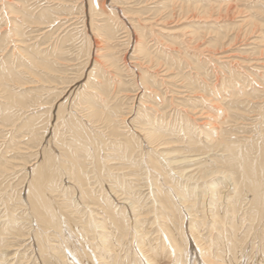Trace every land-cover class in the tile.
I'll return each mask as SVG.
<instances>
[{"label":"bare ground","instance_id":"1","mask_svg":"<svg viewBox=\"0 0 264 264\" xmlns=\"http://www.w3.org/2000/svg\"><path fill=\"white\" fill-rule=\"evenodd\" d=\"M70 1H73V2L80 1V3H82L80 8L82 9L83 12H84L86 6L89 7V16H90L89 21H90V25H91V28H87V30H89V32L86 30V26H85L83 30L78 31L77 33L76 32L70 33V34L68 33V35L67 34L64 35L59 42L61 44H58V41H57L55 43V45L54 46L51 45L52 47H50L49 49H44L43 47H42L43 49L34 48V50L27 53L26 62H20L18 64H15L14 62H12L13 59L11 60L10 57L7 56L6 58H8L9 61L4 59L2 61V63L0 64V132H4V133H2V135H5L4 137H6L7 134L10 133V137H8L9 140H7L8 144H6L7 145L6 148L8 147V150L10 153H11V151L13 153L14 150H16L18 152L22 148V147H20L22 144H20V145H18V144L23 143V145L27 146L28 149H32V151L28 153V154H31V156H29V157H31V158L34 157L35 160L37 159V161L35 163H33V164L29 163L28 165H25V162L23 160L24 158L23 159L19 158V160L22 159L24 162V165L23 164L22 165L25 166V168L27 166L26 171H25V169L22 168L24 173H26L23 176V178H21L22 176H20V174H18L20 176V178L22 179L19 183H25L26 187L24 188L25 191H24L23 196H22V192H23L22 190L23 189L19 188V189H21V191H20V195L18 196V198L12 197V198H14V200L16 199L15 202L12 203L13 204L12 206H14V204L17 205L16 201H18L17 206L19 207L21 205V206H23L22 208H24V207L25 208L23 209V215L21 217L14 216L17 213V211H15V210L14 211L16 213L14 212V214H12V215H9V214L6 215V216H8L7 221H9V223H6V222L3 224L0 223L1 224L0 229L3 228L4 230H6L7 234H9L11 236L13 235L12 237H14V236L20 237V236L25 235V233H23L22 231H24L26 229L25 226H28V228H27L28 233H26V235H29L28 237L33 238L34 242H36V246H37L36 250H34V248H33L34 247L33 243L31 245V247H32L31 250H32V252H34V251L37 252V256L35 255L36 253H34L35 256L33 259H34V261L38 260V264L41 263V261H39V259L42 260V262H43L41 264H48V263H50V264L51 263L52 264H129V263L142 264L141 263L142 259L145 260V264H146V262L148 264H189L190 258L191 257L193 258V255L190 256L189 254L191 252H192V254L193 253L195 254L197 252V250L199 251L198 255H199L200 263L204 262L205 264H221L219 259H221V257L223 258L222 253L226 252L225 249H226L228 244L235 245L236 248L240 252L241 251L245 252L249 248H253V249L256 248V245L258 243L257 246H259L261 249L263 248V251H264V244L261 245L262 243H264V131H262L260 126L259 127L255 126L256 127L255 129L258 131V132L256 131L255 135H252L251 137H248L245 140H240V141H239L240 138H238V140L236 138L234 141H232L233 137L231 139L225 137L226 135L225 136L223 135L224 132L222 133L221 132L222 130L220 131V133H222L221 137H218L219 135L215 136L218 134V133H215L214 136L218 137L217 140H215V139H213V136H209L211 131H210V133L208 131L209 137L207 138L205 135L204 136H205V138H207L209 140L206 139L208 142L206 143V140H205V143H204L201 140L203 138V137L202 138L200 137L201 134L198 135L195 133L196 132L195 131L194 133L197 136H194L195 134L193 133V130H192L193 127L189 126L190 125L189 122L192 120L187 119L190 115L189 116L185 115V123L180 119L182 121V123H184V125H182V123H181V125L183 126L182 130H184L185 134L182 136H180V135L178 136L179 140H181V141H183V143L187 144L186 148H184V149L185 150L190 149V151L196 152V157L199 156L198 154H200V155L201 154L203 155L204 153L208 154V152L212 148H213V150H217L218 152L222 151V153H224V154L221 155L219 152L220 155H216L214 153L215 156H213V160H210L211 158H209V157H208L209 159H207V158L203 159V156H202L200 158H202L203 160L201 159L199 161V163L201 164L198 166L199 168H197V169L194 168L195 169L194 170L191 168V166H190L191 169L189 167H187L188 168L187 169L185 166V168L180 167L174 173V169H176L178 167L177 164L181 165V163L182 164L186 163L188 165L187 162L194 161V160L196 161V159H194L195 157L193 159H192V157H185L187 159H184L181 161L169 159L170 156L172 158L173 154L170 151H165V150H167L168 148H170V150H171V149H173L172 147H174V145L177 144V143L174 144V140H173V136H175L177 133L175 131L176 126L172 124V119H171V121H167V120H165L166 119L165 115L161 116V114H160V117L152 115L153 112L150 113L148 111V108L144 107L145 109L143 108L142 111L138 112V115L136 113L137 119L139 120L138 123L140 122L138 124L139 127L136 125L137 122H134L135 124L134 123L133 124L135 126L132 123L131 124L133 125V127L137 126L138 128H136V129L132 128V127L130 128V126H129L130 124L127 123L129 120L128 115H130L129 114L130 112H129V110H128V112H125L126 110L123 108V104L120 101H118V98H117L118 93L120 91H123V88L125 87V85H124L125 81L120 77L121 73L119 74V71L121 68H119L118 62L121 60V57L117 56L118 50L117 51H114V50L111 51L109 46L101 47V46L97 45L98 42L94 41L93 40L94 38L91 36L90 31L95 30L98 32L97 35H99V34L103 35L104 38L109 39V41L111 38L116 37V31L117 30L113 26V24L111 23L112 17L110 15H107V12L105 10V7L108 3L106 0L102 1V2H104L102 4V8H101V4H100L99 0H0V29L2 28L3 23L8 25V22H12L11 28L13 30L12 34H14V35H20V33L23 32V30L25 28L24 26L25 25L28 26L27 23H34L37 26L40 25L41 28L46 27V29L51 26V28H49V29L52 31L55 28V26L58 23H60V21H59L60 17L59 16H61V14L73 13V7L67 6V3ZM175 1L174 2L172 1L174 4L170 3V5L171 4L175 5ZM105 2H107V3L105 4ZM152 2H153V0H152ZM155 2L157 3V1H155ZM165 2H169V1L166 0ZM165 2H161V3H165ZM180 2H182V1H179V3ZM195 2H196V0H195ZM207 2L209 3V1H207ZM215 2L216 1H214V3H213L214 5H215ZM260 2H257V4ZM119 3H124V0H112L111 2H109L108 5L113 7V8L111 7L112 13H114V15H116L117 17L121 13H123L124 15L128 14V13H126V11H124V9L122 11L119 7H117L118 6L117 4H119ZM199 3H200V1H199ZM43 4H48V5H43ZM95 4L99 5V9L96 8ZM190 4H193V2ZM218 4L220 5V2ZM262 4L263 3H260L262 8H264ZM68 5H70V4H68ZM181 5H183V3ZM203 5L204 4H202V6ZM165 6H167V5H165ZM198 6H200V5H198ZM198 6L195 5V7H193V9L196 10V9L202 8V7L199 8ZM210 7L211 8H208V6H207V8L204 7V8H202V10H200L201 13H203L200 16H202V17H203V15H204V17L206 16V20H207V17L209 16V12L214 10V9H212V4ZM148 8H150V7H148ZM157 8H158V6H157ZM181 8H183V7L181 6ZM183 9H186V8H183ZM187 9H189L188 6H187ZM76 10H78V9H76ZM158 10H159V8H158ZM161 10L162 11L164 10V6H162L160 11ZM166 10H168V9H165L164 11H166ZM215 10H217V9H215ZM155 11H157V10H155ZM132 12H134V11H132ZM188 12H189V10H188ZM7 14L9 15V19H8ZM19 14H22L21 19H17ZM132 14L133 15L138 14V12L132 13ZM97 15H101L103 17L101 19L103 21L102 24H100L101 22L99 24L96 23L97 18L95 16H97ZM137 16H135V17H137ZM14 17H16L15 21L13 20ZM138 17L137 18L140 20V16H138ZM128 18H126V19H128ZM146 18H148V16ZM183 18H185V17H183ZM247 18H249V17H247ZM60 20H62V18ZM130 20H129V22L131 23ZM133 20H134V18H133ZM150 20H152V19H150ZM146 21H148V20H146ZM208 21H209V18H208ZM250 21L251 20H249V22ZM158 22H159V20H158ZM121 24H123V23H121ZM155 24H156V22H155ZM155 24H152V25H155ZM196 24H198V23H196ZM204 24H205V22H204ZM204 24H203V26H204ZM255 24L256 23L254 22V25ZM72 25H74V24H72ZM90 25H88V27ZM194 25L195 24H193L192 27ZM206 25H207V23H206ZM209 25L211 26V24H209ZM196 26H197V28L195 27L193 29V33L197 31L196 32V33H198L197 37H199V31L202 32L207 27H205L203 29V27L201 25V27H202V30H201L200 27L198 29V25H196ZM30 27L32 28V24ZM149 27H151V26L149 25ZM221 27H222V25H221ZM27 28H29V26ZM34 28H36V27H34ZM154 28H155V26H154ZM184 28H186V27H184ZM217 28H218V26H217ZM4 29L5 28H3V30ZM131 29H133V28H131ZM129 30H130V28H129ZM129 30L127 31V35H126L127 40H129V41H127L128 43L127 42H125V43H127L128 46L131 45V50H129V51L131 53H134V54L136 53L135 57L137 59H135V57H132L133 59L131 60V63L129 62L130 64L124 63L125 69H126V65H130L128 67H131L129 70H130V73L132 72L131 76H133L132 77L133 78V83H132L133 87L132 88L135 91H137L139 89L145 90V91L148 89L150 90L151 87L154 85L153 83L156 81V78L154 77V75H152L153 73L150 70L149 71L145 70V69H144L145 71L142 70V68H143L142 64L144 62L142 63L139 60V58L141 56H144L143 58L148 59L149 62L152 64H154V63H156V65L158 64V66H161L162 62H161V65H159L158 58H156L154 55L151 54L152 51L150 48H149L150 52L148 51L146 44L144 45V43H146V42H144V43L140 42L138 40L139 38L136 39L135 42H132V40L134 38L131 34L132 32ZM158 30H160V29H158ZM168 30H170V29H168ZM32 31H33V28H32ZM170 31L172 32V30H170ZM173 31H175V30L173 29ZM176 31H177V29H176ZM183 31H185V30H183ZM258 31H260V30H258ZM204 32H203V35H204ZM213 32H214V30H213ZM262 32L264 33V30ZM25 33H26V31H25ZM52 33H53V31H52ZM152 33H151V36H152ZM5 34H7V33H5ZM257 34H258V32H257ZM179 35H181V34H179ZM182 35H183V33H182ZM206 35L207 34H205V36ZM7 36H8V38L13 37L12 39H14V36H12L11 33H10V35H7ZM44 36H42V37H44ZM142 36H143V34H142ZM167 36H169V35H167ZM177 36H175V37H177ZM191 36H194V34ZM19 37H21V35ZM31 37H33V36L31 35ZM36 37H37V35H36ZM42 37L40 36V38H42ZM197 37L195 36L196 39H197ZM260 37L263 38L264 36H260ZM40 38H37V39L39 40ZM55 38H56V36H55ZM165 38H168V37H165ZM213 38H215V36L212 37V39ZM56 39H58V38H56ZM160 39H161V37L158 40H160ZM173 39L175 40V38H173ZM173 39H172V41H173ZM199 39H200V37H199ZM0 40L2 41V39H0ZM76 40L79 41L78 44H76V45H78L77 49H78L80 57H82V58L85 57V59H86L85 60L86 63L81 65L82 67L79 68V70L81 69L82 71L80 72V74H78V75L76 74L77 76L75 78L71 77V79H68V77L64 74L63 75L55 74L54 71L61 72V70H60L62 67L61 65H63V66L66 65V64H63L61 62V61H64L66 59V55H67L66 49L63 47V45L65 46L67 42H69V41L72 42V41H76ZM216 40H218V39L216 38ZM220 40H223V39H220ZM254 40H256L257 42L259 40L261 41V39L257 40V37ZM33 41H36V40H33ZM115 41H116V39H115ZM124 41H125V39H124ZM191 41L192 40L190 39V42ZM16 42H17V40H16ZM40 42H42V41H40ZM50 42H52V41H50ZM50 42H49V44H50ZM53 42H54V40H53ZM160 42H161V40H160ZM162 42H164V41H162ZM175 42H176V40H175ZM181 42L183 44V41H181ZM186 42L188 43L189 41H186ZM20 43H19V46H20ZM165 43H167V42H165ZM176 43H178V42H176ZM52 44H54V43H52ZM157 44H158V42H157ZM168 44H170V43L168 42ZM189 44H188V46H189ZM212 44H215V43H213V41H212ZM223 44H225V42ZM15 45H14V47H15ZM23 45H24V43H23ZM25 45H27V44H25ZM105 45H107V44H105ZM2 46L4 47V45H2ZM35 46H36V43H35ZM45 46H49L48 43H47V45L45 44ZM160 46H161V44H160ZM165 46H167V45H165ZM165 46H164V49H165ZM191 46H189V47H191ZM224 47H226V46H224ZM259 47H260V45H259ZM40 48H41V46H40ZM45 48H47V47H45ZM125 48H127V47H125ZM128 48L130 49V47H128ZM154 48H157V47H154ZM214 48H215V46H214ZM252 48H254V47L252 46ZM6 49H5V51H6ZM103 49H106V50L101 51ZM169 49H172V48H169ZM177 49H175V50H177ZM184 49H187V48H184ZM29 50H30V48H29ZM152 50H153V48H152ZM158 50H160V49H158ZM202 50H203V48L201 49V51ZM224 50H222V51H224ZM199 51H200V49H199ZM227 51H229V50L227 49ZM15 52H17V51H15ZM68 52L70 53V51H68ZM179 52H181V51H179ZM197 52H198V49H197ZM229 52L231 53V51H229ZM23 53H25V52H23ZM222 53H224V52H222ZM168 54H170V53H168ZM1 56H2V54H1ZM1 56H0V58H1ZM126 56L127 55H125L123 58H126ZM162 56H163V54H162ZM164 56H165V54H164ZM234 56H236V55H234ZM239 56H240V54H239ZM230 57H232V56H230ZM259 57H257V58H259ZM4 58H5V55H4ZM216 58H218V57H216ZM232 58L234 60V57H232ZM235 58H237V57H235ZM184 59H185V57L183 58V60ZM208 59H210V58H208ZM126 60H125V62H126ZM161 60H162V57H161ZM165 60H167V59H165ZM191 60L188 59V61H191ZM217 60H219V58ZM238 60H235V61H237V63H239ZM250 60H249V62H250ZM260 60H262V59H260ZM256 61H258V60H256ZM184 62H186V60ZM222 62H223V60H222ZM243 62L244 61H242L241 63H243ZM245 62H244V64H245ZM150 63H149V65H150ZM180 63H181V60H180ZM191 63H193V62L191 61ZM229 63H230V61H229ZM175 64H177V63H175ZM178 64H179V61H178ZM214 64H215V62H214ZM196 65L199 68V66H198L199 63ZM217 65H219V64H217ZM234 65H235V63H234ZM251 65L252 64H250L249 66H251ZM20 66H22L23 69H21V70L17 69ZM87 66H88V70H85V67L87 68ZM179 66H180V64H179ZM179 66L177 65V67H179ZM169 67H170V65H169ZM194 67H196V66H194V64H193V68ZM255 67H256V65H255ZM160 68H164V67L162 66ZM232 68H233V65H232ZM244 68L246 69V66ZM148 69H150V68H148ZM152 69H153V67H152ZM166 69H167V67L165 68L164 71L168 72L169 69L168 70H166ZM217 69H219V68H217ZM263 69H264V67H263ZM121 71H123V70H121ZM155 71L157 72V70H155ZM173 71H175V70H173ZM198 71H200V70H198ZM246 71H248V70H246ZM153 72H154V69H153ZM165 72H160V73H165ZM181 72H183V71L181 70ZM185 72H183V74ZM205 72H206V70H205ZM231 73H233V72H231ZM242 73H245V72L243 71ZM24 75H26V76H24ZM168 75H170V74H168ZM179 75H182V74H179ZM187 75H188V73H187ZM262 75H263V73H262ZM84 76L86 78V81L83 84H81V86H78V89L76 91L73 90L74 91L73 95H75V97L70 98V99H72L73 105H71L72 103L69 105V103L66 102V100L68 98L66 100H65V98H63V97H65V91H66L67 87L69 86V84H70V86H73L75 84L74 86L77 87L76 86V84H78L77 82H79V80ZM166 77H162V78L164 79ZM169 77H168V80H169ZM202 77H204V75L199 77V78H202ZM262 77H263L262 78L263 80H261V82H259V81L258 82H259V84L264 85V76H262ZM57 78L61 79L62 83H66V84L63 85V87L62 86L59 87L60 85L58 86V84H57L58 82L56 83ZM195 78H197V76ZM205 78H206V76L204 77V80H206ZM239 79H240V77H239ZM241 80H242V77H241ZM126 81H128V80H126ZM130 82H132V81H130ZM161 82L165 83L162 80H161ZM226 82H227V80H226ZM27 83H37L38 86L37 87L33 86L32 89L30 87H27L30 89L23 90L22 88H26V87H24V84H27ZM185 83L183 85H185ZM187 83H189V82H187ZM197 83H195V84H197ZM220 83H221V80H220ZM168 84H172V83H168ZM227 84H228V82H227ZM238 84H240V83H238ZM51 85H53V86H51ZM66 85H68V86H66ZM173 85H174V83H173ZM217 85H218V83H217ZM159 86H160V84H159ZM212 86H214V85H212ZM161 87H162V85H161ZM163 87H164V85H163ZM173 87H175V86H173ZM181 87H182V85H181ZM254 87H256V86H254ZM212 88H214V87H211L208 89H212ZM262 88H264V87H262ZM33 89H35L36 91L37 90H40L42 92L45 91V93L48 95V96L47 95L46 96L49 97L48 101L47 100L44 101V99H43L44 94L43 93H35L36 91L34 92ZM153 89L154 88L152 87L151 92H154V90H156V89H154V90ZM159 89H161V88H159ZM172 89L175 90L174 88H172ZM180 89H182V88H180ZM218 89H219V87H218ZM220 89H222V88H220ZM242 89L244 91V88H242ZM245 89H246V87H245ZM184 90H185V88H184ZM198 90H199V88H198ZM230 90H233V89H230ZM135 91H134V93L136 94ZM157 91H159V90H156V92ZM140 92H142V91H140ZM194 92H195V90H194ZM202 92H204L203 89H202ZM210 92H212V91H210ZM220 92H221V90H220ZM224 92H225V90H224ZM53 93H56L55 97H54L55 99H53V101L56 102L57 100H59V102L56 103L57 104L56 106L52 105L51 102L49 101V99ZM134 93H132V94H134ZM172 93H173V91H172ZM254 93H256V92H254ZM142 94H143V92H142ZM178 94H179V92H178ZM188 94H187V96H188ZM212 94H214V93H212ZM223 94H221V95H223ZM168 95H169V93H168ZM168 95H167V97H168ZM198 95H199V93H198ZM211 95L210 96L208 95V96L211 97ZM236 95H237V93H236ZM138 96H139V93H138ZM172 96H170V97H172ZM184 96H185V94H184ZM184 96H182V97L185 98L186 96L185 97ZM216 96H218V95H216ZM229 96H231V95H229ZM140 97H141V95H140ZM146 97H143V98H146ZM179 97H181V95H179ZM196 97H198V96H196ZM207 97H205V98H207ZM213 97L214 96H212L211 98H213ZM226 97L228 98V96H226ZM226 97H224V98H226ZM174 98H176V97H174ZM198 98L200 99V97H198ZM215 98H217V97H215ZM167 99H169V98H167ZM182 99L179 98V100H182ZM145 101H143V102H145ZM172 101H170V103ZM191 101H192V98H191ZM197 101H200V100L197 99ZM219 101L224 102L226 100L224 99V100H219ZM149 102H151L150 99H149ZM167 102H168V100L166 101V103ZM188 102H190V101L188 100ZM208 102H210V101H208ZM48 103H50L51 106ZM155 103H156V100H155ZM162 103L164 104V102H162ZM197 103H199V102H197ZM213 103H214V101H213ZM232 103H233V101H232ZM232 103H231V105L228 104L229 106H228V108H226V109H228V111H232L231 108L232 107L234 108V106L236 105V104L235 105L233 104L234 105L233 106ZM261 103L262 102H260V104ZM47 104L49 106H46ZM147 104H148V102H147ZM151 104H152V102H151ZM186 104H188V103L186 102ZM124 105H126V104H124ZM154 105L155 104H153L152 106H154ZM192 105H194V104H192ZM32 106H35V109L37 106V108L39 110L36 109V112H34V113L30 112V114H27V112L29 110H31ZM54 106L56 107L55 113L53 112ZM129 106L131 107V105H129ZM182 106L185 107V105H183V104H182ZM198 106H200V105H197L196 108ZM138 107H139V105H138ZM151 107H150V109H152ZM156 107L160 108V105L156 106ZM192 107H194V106H192ZM200 107H202V104ZM203 107H206V104ZM225 107H223V108L225 109ZM261 107H262V105H261ZM125 108L127 109L128 106ZM176 108H177V106H176ZM223 108H221L220 110H222ZM235 108H236V106H235ZM250 108H251V106H250ZM173 109H175V108H173ZM173 109L171 108V110H173ZM192 109L194 110V108H192ZM154 110L156 113L155 106H154ZM161 110L163 111L162 108L160 109V111ZM165 110H166V108H165ZM160 111H158V112H160ZM181 111H182V108H181ZM217 111L219 113V110H217ZM260 111H262V109ZM131 112H133V111H131ZM169 112H170V110H169ZM184 112H182V113L184 114ZM187 112L188 111H186L185 113H187ZM194 112H196V111H194ZM197 112H198V110H197ZM47 113H48V115H47ZM155 113H153V114H155ZM171 113H170V116L173 117L174 114L171 115ZM198 113H200V112H198ZM204 113L201 115L204 116ZM166 114H168V113H166ZM180 114H181V112H180ZM190 114H191V112H190ZM205 114L207 115V112ZM258 114H260V112ZM156 115H158V114H156ZM210 115L211 114H209V116ZM183 116L184 115H182V117ZM256 116H259V115H256ZM176 117H177V115L175 116V118ZM179 117H180V115H179ZM193 117H194V115H192V118ZM216 117H217V115H216ZM260 117H262V116H260ZM53 118H54V120H53ZM205 118H207V117H205ZM226 118H228V117H226ZM234 118H235V116H234ZM44 119H46V121ZM134 119H133V121H134ZM167 119H170V117ZM178 119L179 118H177L176 120H178ZM194 119L197 121L199 120V118H196V117ZM260 119H262V118H260ZM52 120L54 121V123H52L53 122ZM200 120H202V119H200ZM203 120L201 121V124L198 123V125L199 124L202 125ZM220 120H222V119H220ZM213 121H216V120H213ZM213 121H212V123H213ZM234 121H236V120L234 119ZM246 122H247V120H246ZM223 123H225V122H222V124ZM50 125H52V126L50 127ZM213 125H215V124H213ZM216 125H217V122H216ZM233 125H234V122H233L232 126ZM195 126H196V124H195ZM205 126H207V123ZM208 126H210V125H208ZM238 126H237V128H238ZM8 127H11V128H9L10 129L9 131L7 130ZM127 127H128L127 130H123ZM242 127H243V124H242ZM217 128H219V127H217ZM226 128H229V127L227 126V127H225V129ZM206 129H207V127H206ZM213 129H211V130H213ZM233 129H234V127H233ZM180 130H181V126L179 127V130L177 128V131H180ZM207 130H209V129H207ZM226 130H229V129H226ZM241 130H242V128H241ZM204 131H206V130H204ZM192 133L194 135H192ZM198 133H200V130L198 131ZM206 133H207V131H206ZM211 135H213V134H211ZM16 136H21L22 138L24 137V141L22 142V140H20V137H19V139H16ZM196 137H198V139ZM199 137L201 139H199ZM5 139L6 138H4V140H2V141L5 142ZM174 139L176 140V138H174ZM241 139H242V137H241ZM16 140H18V141H16ZM19 140H20V142H19ZM177 140H178V138H177ZM171 143L174 145H171ZM0 145H1V142H0ZM13 145H15V146H13ZM33 147H38V150L34 149V151L35 150H37V151L33 152ZM2 148L4 149L3 146H2ZM9 148H11V149H9ZM204 148L206 149L205 151H204ZM175 150H177V149H175ZM3 151H6V150H3ZM28 151H30V150H28ZM188 151L189 150H187V152ZM17 152H15V153H17ZM4 153L5 152H3L2 155H5ZM6 153H7V151H6ZM15 153H13V154L16 155ZM11 154H9V155H11ZM25 154H26V152H25ZM17 155H20V154H17ZM26 155H23V156L26 157ZM187 155H188V153H187ZM192 155H194V154H192ZM6 156H8V155H6ZM6 156L5 157L0 156V157H3V158H0V168H2L1 165H3V163L5 164V162H6V158H7ZM9 157L10 156H8V159H9ZM162 159L166 160L167 162L163 161ZM182 159H183V156H182ZM14 160H16V159H14ZM10 162H14V161L11 160ZM10 164H12V163H10ZM18 164H17V166H18ZM6 165H5V167H6ZM172 165H177V167L173 168ZM196 165H198V163ZM13 166L16 167L15 164ZM8 167L10 169V165ZM195 167H197V166H195ZM20 168L21 167H19L18 169H20ZM144 168L146 169L145 171H143ZM4 169H6V168H4ZM15 170H17V169H15ZM23 171L22 172L18 171V172L23 173ZM3 173L6 174L7 171L6 172L3 171ZM1 174H2V172H1ZM14 174L16 175V173H14ZM3 175H2V177H4ZM5 176H7V175H5ZM11 176L12 175H10V177ZM132 176H136V178H134V177L131 178ZM143 176H145V177H143ZM15 177H17V175ZM15 179H13V180H15ZM6 180H7V178L5 179V181ZM1 183H2V181H1ZM11 184L12 183H10V185ZM3 186L5 189V185H3ZM8 187H9V184H8L7 188ZM145 187H147V189H149V192H148L149 196H147L148 197L147 200H149V198L151 197V201H150L151 205H147V204H143V205L141 204L140 205L138 198H140L142 193H144L143 188H145ZM1 188L2 187L0 186V191L3 192ZM12 190H14V188ZM18 190L16 189V191H18ZM144 191H147V190H144ZM9 192H11V191L9 190ZM1 194L3 197V193H1ZM5 197H6V195H5ZM136 197H138L137 198L138 200L135 199ZM1 201H0V203H1ZM119 201H122V202H119ZM8 202H10V201H8ZM6 208H8V207L5 206V209ZM2 209H4V207ZM11 209L13 210V208H11ZM7 211L9 212L8 209H7ZM18 213H20V212L18 211ZM199 214H201V215H199ZM19 218H21L22 221ZM1 231L2 230H0V232ZM203 231H205V233H203ZM5 238L7 239V237H5ZM11 239H14V238H11ZM28 241H26V242H28ZM255 241H256V245H255ZM11 242H13V241H11ZM129 242H130L131 246H129ZM29 244H30V242H29ZM191 244H192V246H191ZM11 246L12 245H10V244H3V243L0 244V254H2L0 256V264H3V263L4 264H11V263H9L10 261H8L6 259L13 260L16 258L14 255L13 256L10 255L9 251L11 249H14ZM132 246L136 248V250H135L136 252L132 251L131 254H129ZM221 246L224 247L223 248L224 250L222 253H221L222 249H220ZM25 247L26 246H24V248ZM117 247L122 248L123 251L125 250L126 254L123 255V257L116 250ZM191 247L193 248L192 251L189 250ZM231 247L232 246H230V248ZM20 248H21V246H20ZM24 248H21V249H24ZM27 248H29V247H27ZM17 249H19V248H17ZM17 249H14V251ZM29 250H30V248H29ZM11 251L13 252V250H11ZM257 252H259V250ZM8 254L11 257L7 258L6 256ZM138 254H140L142 256L141 260L138 256ZM250 254H251V252H250ZM227 256H229V255H227ZM241 256H242V253H241ZM24 257L25 256H23L22 258H24ZM32 257H33V255H32ZM17 261H19V260H17ZM22 261H23V259H22ZM249 261H251V260H249ZM24 262H25V259H24ZM26 262H28V261H26ZM230 262H231V260H230ZM253 262H251V263L255 264ZM263 262L264 261H262V263ZM17 263H19V262H17ZM193 263L196 264L197 263L196 260L192 259V264ZM232 263H234V262H232ZM239 263L241 264V262H239ZM19 264H22V263H19Z\"/></svg>","mask_w":264,"mask_h":264},{"label":"rangeland","instance_id":"2","mask_svg":"<svg viewBox=\"0 0 264 264\" xmlns=\"http://www.w3.org/2000/svg\"><path fill=\"white\" fill-rule=\"evenodd\" d=\"M102 1H105V0H99V2H100V4H101V8H102V4L104 3V2H102ZM107 2H105V4L107 3V5L109 4V2H111L112 0H106ZM132 1V2H131ZM155 1H157V3L155 2ZM159 1V2H158ZM165 2L164 0H153V2H152V0H124V3H119V4H117L118 6L117 7H119L122 11H123V9H124V11H126V13H128V14H123V13H119L120 15L117 17L116 15H114V13H112V11H111V7L112 6H107L106 5V7H105V10H106V12H107V15H110L111 17H112V19H111V23L113 24V26L116 28V37H114V38H111L110 39V41H109V39H105L104 38V36L103 35H97V31H90L91 32V36L94 38L93 40L94 41H96V42H98L97 43V45H99V46H101V47H104V46H109L110 47V50L112 51V50H114V51H117V56H120L121 57V60L118 62V64H119V68H121L120 69V71H119V74H120V77L125 81V87L123 88V91H120L119 93H118V96H117V98H118V101H120L122 104H123V108L126 110L125 112H128V110H129V114L130 115H128L129 116V120H128V122L127 123H129L130 125V128L132 127V128H138L139 126H138V124L140 123H138V119H137V115H138V112H140V111H142L143 110V108L144 107H146V108H148V111L150 112V113H155V110H154V106H155V108H156V113L155 114H153L152 113V115H155V116H158V117H160V114H161V116L162 115H165V120H167V121H171V119H172V124L173 125H175L176 126V129H175V131H176V135L175 136H173V140H174V144L175 143H177V144H172L171 143V145H174V147H172L173 149H171L170 150V148H168L167 150H165V151H170L173 155H172V158H171V156L169 157V159L170 160H177V161H181V160H184V159H187V158H185V157H192V159L194 158V159H196V161L194 160V161H190V162H187L188 163V165L186 164V163H181V165L180 164H177L178 165V167H177V165H172L173 166V168H176V169H174V173H175V171L177 170V169H179L180 167L182 168V167H184L185 168V166H186V168L187 167H189L190 168V166H191V168L192 169H197V168H199L198 166L199 165H201L200 163H199V161L202 159V158H200V157H202L203 156V159L205 158H207V159H209V158H211L210 160H213V156H215V154L216 155H222V154H224V153H222V151H219L220 152V154H219V152L217 151V150H213V148L208 152V154L207 153H204L203 155L201 154H198L197 156L198 157H196V152H192V151H190V149H184V148H186V145L187 144H185V143H183V141H181V140H179V135L180 136H182V135H184L185 134V132H184V130H182L183 129V126L182 125H184V123H185V115L186 116H189L187 119H189V120H192V121H190L189 122V126H191V127H193V133L195 132L196 134H198V135H200V137L202 138H200L199 137V139H201L204 143H205V140L209 137V136H213V139H215V140H217V138L218 137H221V134L223 133V135L225 136V137H227V138H232V141H234L236 138H237V140H238V138H240L239 139V141L240 140H245L246 138H248V137H251L252 135H255L256 134V127L255 126H260V128L262 129V131H264V88H262V87H264V85L263 84H259V82H261V80H263L262 78V76H264V69H263V65H264V37L262 38V37H260V36H264V33L262 32L263 30H264V8H262V6L260 5V3H263L262 5H263V7H264V0H196V2H195V0H167V1H169V2H165V3H161V2ZM171 1V2H170ZM175 1V5H173L174 3L173 2ZM178 1V2H177ZM179 1H182V2H180L181 4L183 3V5H181L180 3H179ZM184 1V2H183ZM199 1H200V3H199ZM203 1V2H202ZM207 1H209V3L207 2ZM211 1V2H210ZM214 1H216L215 2V5L213 4L214 3ZM218 1V2H217ZM224 1V2H223ZM254 1V2H253ZM261 1V2H260ZM32 2V1H31ZM146 2V3H145ZM193 2V4H190V3H192ZM199 4H198V3ZM220 2V5L218 4ZM233 2V3H232ZM256 2V3H255ZM257 2H260V3H258L257 4ZM80 1H78V2H73V1H70V2H68L67 3V6L69 7V6H71V7H73V13H71V14H61V16H59L60 17V19L62 18V20H60L59 19V21H60V23H58L56 26H55V28L52 30L53 31V33H52V31L49 29V28H51V26L50 27H48L47 29H46V27L45 28H41L40 27V25L39 26H37L36 24H34V23H27V25L29 26V28H27L28 26H24L25 28H24V30L26 31V33H25V31L23 30V32H21L20 33V35H21V37H19L20 35H14V34H12V22H8V25L7 24H4L3 23V25H2V28L0 29V39H2V41L0 40V56H1V54H2V56H1V58H0V64L2 63V61L4 60V59H6L7 61H9L8 60V58H6L7 56H9L10 57V59L12 60V62H14L15 64H18V63H20V62H26V60H27V53L28 52H30V51H32V50H34V48H39V49H49L50 47H52V46H54L55 45V43L58 41V44H61V43H59L60 42V40H61V38L64 36V35H68V33L70 34V33H77L78 31H81V30H83L84 29V27L86 26V30H87V28H91V25H90V16H89V7L88 6H86V8H85V10H84V12L82 11V9L80 8L81 7V5H82V3H80ZM159 3V4H158ZM169 3V4H168ZM170 3H173V4H171L170 5ZM189 3V4H188ZM197 3V4H196ZM225 3V4H224ZM68 4H70V5H68ZM202 4H204L203 6H202ZM209 4V5H208ZM211 4H212V9H214V10H212V11H210L209 12V16L207 17V20H206V16L204 17V15H203V17L202 16H200L201 14H203V13H201V11L200 10H202V8H207V6H208V8H211L210 6H211ZM219 6H217V5ZM224 6H223V5ZM253 4V5H252ZM43 5H48V4H43ZM128 5V6H127ZM156 5V6H155ZM161 7H160V6ZM165 5H169L168 7L167 6H165ZM173 5V6H172ZM183 7V8H186V9H183V8H181V6ZM195 5L196 6H198V5H200V6H198L199 8L200 7H202L201 9H196V10H194L193 9V7H195ZM252 5V6H251ZM256 5V6H255ZM78 8H77V7ZM95 6H96V8L97 9H99V5H97V4H95ZM127 6V7H126ZM145 6V7H144ZM147 6V7H146ZM157 8V6H158V8H159V10H158V8L156 9L155 7ZM162 6H164V10L165 9H168V10H166V11H160V9L162 8ZM187 6L189 7V9H187ZM222 8H221V7ZM125 7V8H124ZM148 7H150V8H148ZM192 7V8H191ZM215 7V8H214ZM113 8V7H112ZM172 8V9H171ZM220 10H219V9ZM253 8V9H252ZM76 9H78V10H76ZM153 9V10H152ZM157 10V11H155V10ZM193 11H192V10ZM215 9H217V10H215ZM252 9V10H251ZM108 10V11H107ZM139 10V11H138ZM188 10H189V12H188ZM210 10V9H209ZM241 10V11H240ZM132 11H134V12H132ZM160 11V12H159ZM138 12V14H132V13H137ZM157 12V13H156ZM172 12V13H171ZM160 13V14H159ZM195 13V14H194ZM86 14V15H85ZM142 14V15H141ZM190 14V15H189ZM8 15V14H7ZM6 15V16H7ZM124 15V16H123ZM140 16V20L138 19L139 17L138 16ZM162 15V16H161ZM187 15V16H186ZM211 15V16H210ZM18 16V15H17ZM77 16V17H76ZM83 16V17H82ZM130 16V17H129ZM133 16V17H132ZM135 16H137V17H135ZM148 16V18H146ZM150 16V17H149ZM154 16V17H153ZM199 16V17H198ZM217 16V17H216ZM19 17V18H18ZM17 17V19H21V17H22V14H19V16ZM97 19H96V23H100V24H102L103 23V21L101 20L103 17L101 16V15H97V16H95ZM120 17V18H119ZM129 17V18H128ZM157 17V18H156ZM183 17H185V18H183ZM214 17V18H213ZM247 17H249V18H247ZM15 18V19H14ZM13 18V20L15 21L16 20V17H14ZM70 18V19H69ZM126 18H128V19H126ZM133 18H134V20H133ZM161 18V19H160ZM208 18H209V21H208ZM245 18V19H244ZM8 19H9V15H8ZM65 19V20H64ZM88 19V20H87ZM114 19V20H113ZM117 21H116V20ZM131 19V20H130ZM142 19V20H141ZM144 19V20H143ZM148 20V21H146V20ZM150 19H152V20H150ZM154 19V20H153ZM169 19V20H168ZM218 19V20H217ZM12 20V21H13ZM77 20V21H76ZM129 20L131 21V23L129 22ZM133 20V21H132ZM157 20V21H156ZM158 20H159V22H158ZM168 20V21H167ZM204 20V21H203ZM206 20V21H205ZM244 20V21H243ZM249 20H251L250 22H249ZM58 21V20H57ZM82 21V22H81ZM116 21V22H115ZM153 21V22H152ZM200 21V22H199ZM208 21V22H207ZM89 22V23H88ZM115 22V23H114ZM125 22V23H124ZM146 22V23H145ZM155 22H156V24H155ZM165 22V23H164ZM204 22H205V24H204ZM210 22V23H209ZM246 22V23H245ZM254 22L256 23L255 25H254ZM80 23V24H79ZM82 23V24H81ZM121 23H123V24H121ZM136 23V24H135ZM150 23V24H149ZM158 23V24H157ZM172 23V24H171ZM195 24L193 27H192V25L193 24ZM196 23H198V24H196ZM206 23H207V25H206ZM244 23V24H243ZM249 23V24H248ZM252 23V24H251ZM11 24V25H10ZM31 24H32V28H33V31H32V28L30 27L31 26ZM72 24H74V25H72ZM135 24V25H134ZM147 24V25H146ZM152 24H155V25H152ZM203 24H204V26H203ZM209 24H211V26L209 25ZM214 24V25H213ZM217 24V25H216ZM240 24V25H239ZM5 25V26H4ZM65 25V26H64ZM68 25V26H67ZM70 25V26H69ZM88 25H90L89 27H88ZM117 25V26H116ZM130 25V26H129ZM144 25V26H143ZM149 25L151 26V27H149ZM157 25V26H156ZM191 25V26H190ZM196 25H198V29H199V27L201 28V30H202V27H203V29L205 28V27H207V28H205V32L204 31H199L198 29V31H199V37H200V39H199V37H197V35H198V33H196V32H194L193 33V29L196 27L197 28V26ZM200 25V26H199ZM201 25H202V27H201ZM216 25V26H215ZM221 25H222V27H221ZM75 26V27H74ZM121 26V27H120ZM135 26V27H134ZM154 26H155V28H154ZM164 28H163V27ZM209 26V27H208ZM217 26H218V28H217ZM248 26V27H247ZM10 27V28H9ZM34 27H36V28H34ZM39 27V28H38ZM64 27V28H63ZM78 27V28H77ZM130 28V30H129V28ZM149 27V28H148ZM153 27V28H152ZM158 27V28H157ZM160 27V28H159ZM168 27V28H167ZM184 27H186V28H184ZM216 27V28H215ZM3 28H5L4 30H3ZM9 28V29H8ZM31 28V29H30ZM62 28V29H61ZM131 28H133V29H131ZM183 28V29H182ZM249 28V29H248ZM260 28V29H259ZM27 29V30H26ZM61 29V30H60ZM77 29V30H76ZM150 29V30H149ZM153 29V30H152ZM156 31H155V30ZM158 29H160V30H158ZM162 29V30H161ZM168 29H170V30H172V32L170 31V30H168ZM173 29L175 30V31H173ZM176 29H177V31H176ZM208 29V30H207ZM210 29V30H209ZM216 29V30H215ZM221 29V30H220ZM3 30V31H2ZM29 30V31H28ZM60 30V31H59ZM126 30V31H125ZM131 31L132 33V36H133V40H132V42H135L136 41V39H138L140 42H146V43H144V45L146 44V47L148 48V51L150 52V49H151V54L152 55H154L156 58H158V60H159V65H161V62H162V65L161 66H158V64L156 65V63H154V64H152V63H150L149 62V60L148 59H146V58H143L144 56H141L140 58H139V60L143 63L142 64V70L143 71H145V70H150L151 72V74L152 75H154V77L156 78V81L153 83L154 85L152 86L154 89H156V90H159V91H157L156 92V90H154V92H151V90H152V87H151V89L149 90H141V89H139V90H137V91H135L132 87H133V85H132V83H133V76H131V73H130V68L131 67H128V66H130V65H126V69H125V64H130L131 63V60L133 59L132 57H135V55H136V53L134 54V53H131L129 50H131V45L130 46H128L127 45V41H129V40H127V31ZM164 30V31H163ZM183 30H185V31H183ZM213 30H214V32H213ZM258 30H260V31H258ZM10 31V32H9ZM42 31V32H41ZM71 31V32H70ZM88 32H89V30H87ZM148 31V32H147ZM155 31V32H154ZM166 31V32H165ZM179 31V32H178ZM190 31V32H189ZM211 31V32H210ZM39 32V33H38ZM66 32V33H65ZM141 32V33H140ZM153 32V33H152ZM163 32V33H162ZM165 32V33H164ZM170 34H169V33ZM183 33V35H182V33ZM203 32H204V35H203ZM210 32V33H209ZM213 32V33H212ZM257 32H258V34H257ZM260 32V33H259ZM5 33H7V34H5ZM10 33H11V35L12 36H14V39H12V38H8V36L7 35H10ZM41 33V34H40ZM43 33V34H42ZM60 33V34H59ZM126 33V34H125ZM151 33H152V36H151ZM162 33V34H161ZM167 33V34H166ZM191 33V34H190ZM196 33V34H195ZM202 33V34H201ZM212 33V34H211ZM215 33V34H214ZM2 34V35H1ZM93 34V35H92ZM142 34H143V36H142ZM149 34V35H148ZM157 34V35H156ZM179 34H181V35H179ZM194 34V36H191V35H193ZM205 34H207L206 36H205ZM23 35V36H22ZM31 35L33 36V37H31ZM36 35H37V37H36ZM45 35V36H44ZM125 35V36H124ZM154 35V36H153ZM160 35V36H159ZM167 35H169V36H167ZM177 36V37H175V36ZM186 35V36H185ZM189 35V36H188ZM201 35V36H200ZM213 35V36H212ZM217 35V36H216ZM219 35V36H218ZM226 37H225V36ZM30 36V37H29ZM40 36L42 37V36H44V37H42V38H40ZM55 36H56V38H58V39H56L55 38ZM119 38H118V37ZM158 36V37H157ZM168 37V38H165V37ZM173 36V37H172ZM181 36V37H180ZM195 36L197 37V39L195 38ZM215 36V38H213L212 39V37H214ZM244 36V37H243ZM4 37V38H3ZM46 37V38H45ZM153 37V38H152ZM161 37V42L162 41H164V42H160V40H158L159 38ZM183 37V38H182ZM225 37V38H224ZM236 37V38H235ZM256 37H257V40L258 39H261V41L259 42H257L256 40H254V39H256ZM259 37V38H258ZM26 38V39H25ZM37 38H40L39 40L37 39ZM143 38V39H142ZM152 38V39H151ZM155 38V39H154ZM158 38V39H157ZM173 38H175V40H176V42H178V43H176L175 42V40L173 39ZM181 38V39H180ZM216 38L218 39V40H216ZM230 38V39H229ZM254 38V39H253ZM4 39V40H3ZM96 39V40H95ZM115 39H116V41H115ZM121 39V40H120ZM124 39H125V41H124ZM157 39V40H156ZM163 39V40H162ZM165 39V40H164ZM172 39H173V41H172ZM190 39L192 40L191 42H190ZM220 39H223V40H220ZM10 40V41H9ZM12 40V41H11ZM15 40V41H14ZM16 40H17V42H16ZM28 42H27V41ZM33 40H36V41H33ZM48 40V41H47ZM53 40H54V42H53ZM101 40V41H100ZM236 40V41H235ZM243 40V41H242ZM4 41V42H3ZM9 41V42H8ZM22 41V42H21ZM30 41V42H29ZM32 41V42H31ZM40 41H42V42H40ZM50 41H52V42H50ZM77 41V40H76ZM69 41V42H67L66 43V45L64 46L63 45V47L66 49V52H67V55H66V59L64 60V61H61L63 64H66L65 66H63V65H61L62 67H61V72H57V71H54L55 72V74H57V75H66L67 77H68V79H71V77L72 78H75L78 74H80V72L82 71L81 69L79 70V68L80 67H82L81 65H83L84 63H86V59H85V57H80V55H79V52H78V45H76V44H78V42L79 41ZM100 41V42H99ZM155 41V42H154ZM181 41H183V44H182V42ZM186 41H189L188 43L186 42ZM212 41H213V43H215V44H212ZM219 41V42H218ZM248 41V42H247ZM8 42V43H7ZM13 44H12V43ZM16 42V43H15ZM21 42V43H20ZM26 42V43H25ZM36 43V46H35V43ZM47 45V43H48V45L49 46H45V44ZM49 42H50V44H49ZM112 42V43H111ZM115 44H114V43ZM124 42V43H123ZM125 42H127V43H125ZM131 42V43H132ZM154 42V43H153ZM157 42H158V44H157ZM165 42H167V43H165ZM168 42L170 43V44H168ZM181 42V43H180ZM185 42V43H184ZM225 42V44H223ZM18 43V44H17ZM19 43H20V46H19ZM23 43H24V45L25 44H27V45H23ZM52 43H54V44H52ZM123 43V44H122ZM164 43V44H163ZM187 43V44H186ZM190 43V44H189ZM203 43V44H202ZM219 43V44H218ZM250 43V44H249ZM11 44V45H10ZM17 46H16V45ZM31 46H30V45ZM41 44V45H40ZM105 44H107V45H105ZM160 44H161V46H160ZM188 44H189V46H191V47H189L188 46ZM198 44V45H197ZM2 45H4V47L2 46ZM14 45H15V47H14ZM52 45V46H51ZM151 45V46H150ZM165 45H167V46H165ZM187 45V46H186ZM213 45V46H212ZM221 45V46H220ZM226 46V47H224V46ZM259 45H260V47H259ZM28 48H27V47ZM38 46V47H37ZM40 46H41V48H40ZM75 46V47H74ZM150 46V47H149ZM164 46H165V49H164ZM181 46V47H180ZM209 46V47H208ZM214 46H215V48H214ZM220 46V47H219ZM252 46L254 47V48H252ZM258 46V47H257ZM18 47V48H17ZM43 47V48H42ZM45 47H47V48H45ZM125 47H127V48H125ZM128 47H130V49L128 48ZM154 47H157V48H154ZM181 49H179V48ZM187 48V49H184V48ZM189 47V48H188ZM203 48V50L201 51V49ZM7 48V49H6ZM24 48V49H23ZM29 48H30V50H29ZM150 48V49H149ZM152 48H153V50H152ZM169 48H172V49H169ZM179 50H178V49ZM191 48V49H190ZM229 50V51H231V53L229 52V51H227V49ZM250 48V49H249ZM258 48V49H257ZM5 49H6V51H5ZM120 49V50H119ZM128 49V50H127ZM158 49H160V50H158ZM169 49V50H168ZM175 49H177V50H175ZM183 49V50H182ZM197 49H198V52H197ZM199 49H200V51L202 52H200L199 51ZM226 51H225V50ZM263 49V50H262ZM22 50V51H21ZM104 50H106V49H103V50H101V51H104ZM190 50V51H189ZM218 50V51H217ZM222 50H224V51H222ZM10 51V52H9ZM15 51H17V52H15ZM68 51H70V53L68 52ZM154 51V52H153ZM171 51V52H170ZM174 51V52H173ZM179 51H181V52H179ZM187 51V52H186ZM208 51V52H207ZM234 51V52H233ZM245 51V52H244ZM23 52H25V53H23ZM178 54H177V53ZM214 52V53H213ZM222 52H224V53H222ZM227 52V53H226ZM262 52V53H261ZM21 53V54H20ZM168 53H170V54H168ZM172 53V54H171ZM177 55H176V54ZM157 54V55H156ZM162 54H163V56H162ZM164 54H165V56H164ZM174 54V55H173ZM187 56H186V55ZM197 54V55H196ZM239 54H240V56H239ZM4 55H5V58H4ZM24 55V56H23ZM125 55H127L126 56V58H123ZM181 55V56H180ZM192 55V56H191ZM234 55H236V56H234ZM26 56V57H25ZM171 56V57H170ZM179 56V57H178ZM212 56V57H211ZM218 57L219 58V60H217L218 58H216V57ZM230 56H232V57H234V60H233V58L232 57H230ZM239 56V57H238ZM260 56V57H259ZM15 57V58H14ZM161 57H162V60H161ZM166 57V58H165ZM178 57V58H177ZM185 57V59L183 60V58ZM196 57V58H195ZM198 57V58H197ZM235 57H237V58H235ZM241 57V58H240ZM243 57V58H242ZM257 57H259L260 59H262V60H260L259 58H257ZM164 58V59H163ZM208 58H210V59H208ZM222 58V59H221ZM246 58V59H245ZM255 58V59H254ZM19 59V60H18ZM127 59V60H126ZM135 59H137L136 57H135ZM165 59H167V60H165ZM188 59L189 60H191L193 63H191V61H188ZM198 59V60H197ZM201 59V60H200ZM239 59V60H238ZM248 59V60H247ZM251 59V60H250ZM16 60V61H15ZM125 60H126V62H125ZM169 60V61H168ZM180 60H181V63H180ZM186 60V62H184ZM203 60V61H202ZM222 60H223V62H222ZM235 60H238L239 61V63H237V61H235ZM249 60H250V62H249ZM256 60H258V61H256ZM18 61V62H17ZM82 61V62H81ZM102 61V60H101ZM148 61V62H147ZM173 61V62H172ZM176 61V62H175ZM178 61H179V64H180V66H179V64H178ZM201 61V62H200ZM210 61V62H209ZM219 63H218V62ZM221 61V62H220ZM226 61V62H225ZM229 61H230V63H229ZM235 63V65H234V63ZM242 61H246L245 62V64H244V62L243 63H241ZM262 61V62H261ZM122 62V63H121ZM130 62V63H129ZM157 62V61H156ZM165 62V63H164ZM184 62V63H183ZM214 62H215V64H214ZM252 64L251 66H249L250 64ZM8 63V62H7ZM125 63V64H124ZM149 63H150V65H149ZM171 63V64H170ZM174 63V64H173ZM175 63H177V64H175ZM186 63V64H185ZM189 65H188V64ZM199 63V68L197 67V65L196 64H198ZM202 63V64H201ZM206 63V64H205ZM241 63V64H240ZM70 64V65H69ZM152 64V65H151ZM167 64V65H166ZM193 64H194V66H196V67H194L193 68ZM217 64H219V65H217ZM228 66H226V65ZM229 64V65H228ZM240 64V65H239ZM243 64V65H242ZM72 65V66H71ZM75 65V66H74ZM123 65V66H122ZM132 65V64H131ZM149 65V66H148ZM169 65H170V67H169ZM177 65L180 67H177ZM188 65V66H187ZM192 65V66H191ZM205 65V66H204ZM207 65V66H206ZM217 65V66H216ZM232 65H233V68H232ZM239 65V66H238ZM246 66V69L244 68L245 66ZM255 65H256V67H255ZM69 66V67H68ZM122 66V67H121ZM146 66V67H145ZM157 68H156V67ZM164 67V68H160V67ZM183 66V67H182ZM186 66V67H185ZM190 66V67H189ZM230 66V67H229ZM238 66V67H237ZM253 66V67H252ZM137 67V66H136ZM145 67V68H144ZM152 67H153V69H154V72H153V69H152ZM167 67V69L166 70H168V72H165L164 70H165V68ZM216 67V68H215ZM225 67V68H224ZM236 67V68H235ZM244 69H243V68ZM123 68V69H122ZM148 68H150V69H148ZM203 68V69H202ZM217 68H219V69H217ZM239 68V69H238ZM248 68V69H247ZM250 68V69H249ZM258 68V69H257ZM260 68V69H259ZM17 69H19V70H21V69H23V67L22 66H20V67H18ZM145 69V70H144ZM202 69V70H201ZM235 69V70H234ZM255 69V70H254ZM85 70H88V66H87V68L85 67ZM121 70H123V71H121ZM126 70V71H125ZM155 70H157V72L155 71ZM173 70H175V71H173ZM181 70L183 71V72H185L186 70V72L183 74V72H181ZM198 70H200V71H198ZM205 70H206V72H205ZM218 70V71H217ZM221 70V71H220ZM237 70V71H236ZM242 70V71H241ZM246 70H248V71H246ZM257 70V71H256ZM128 71V72H127ZM165 72V73H160V72ZM173 71V72H172ZM179 71V72H178ZM229 71V72H228ZM245 72V73H242V72ZM63 72V73H62ZM123 72V73H122ZM201 72V73H200ZM231 72H233V73H231ZM238 72V73H237ZM155 73V74H154ZM187 73H188V75H187ZM192 73V74H191ZM262 73H263V75H262ZM77 74V75H76ZM130 74V75H129ZM159 74V75H158ZM168 74H170V75H168ZM176 74V75H175ZM179 74H182V75H179ZM201 76H203L204 75V77L206 76V80H204V77H202V78H199V77H201ZM240 74V75H239ZM244 74V75H243ZM70 75V76H69ZM162 75V76H161ZM164 75V76H163ZM168 75V76H167ZM192 75V76H191ZM231 75V76H230ZM24 76H26V75H24ZM131 76V77H130ZM167 76V77H166ZM171 78H170V77ZM177 76V77H176ZM184 76V77H183ZM194 76V77H193ZM197 76V78H195ZM225 78H224V77ZM227 76V77H226ZM256 76V77H255ZM125 77V78H124ZM162 77H166V78H162ZM168 77H169V80H168ZM239 77H240V79H239ZM241 77H242V80H241ZM252 77V78H251ZM259 79H258V78ZM128 78V79H127ZM179 78V79H178ZM190 78V79H189ZM221 78V79H220ZM85 79V80H84ZM128 80V81H126V80ZM132 79V80H131ZM167 79V80H166ZM171 79V80H170ZM193 79V80H192ZM197 79V80H196ZM202 81H200V80ZM203 79V80H202ZM227 80V82H228V84H227V82H226V80ZM234 81H233V80ZM258 79V80H257ZM132 81V82H130V81ZM161 80L162 81H164L165 83H163V82H161ZM173 80V81H172ZM176 80V81H175ZM216 82H215V81ZM220 80H221V83H220ZM229 80V81H228ZM69 81V80H68ZM81 81V82H80ZM86 81V78H85V76L84 77H82L80 80H79V82H77L78 84H76V86L77 87H75L74 85V87L73 86H70V84H69V86L68 85H66V86H68L67 87V89H66V91H65V97H63V98H65V100H66V102H68L69 103V105L72 103V99H70V98H74L75 97V95H73L74 94V91H76L77 89H78V86H81V84H83L84 82ZM169 81V82H168ZM172 81V82H171ZM176 83H175V82ZM232 81V82H231ZM240 81V82H239ZM258 83H257V82ZM58 82V83H57ZM160 82V83H159ZM167 82V83H166ZM179 82V83H178ZM186 82V83H185ZM187 82H189V83H187ZM198 82V83H197ZM201 82V83H200ZM212 84H211V83ZM226 82V83H225ZM230 82V83H229ZM56 83L58 84V86L59 87H63V85H65L66 83H62V80L61 79H59V78H57L56 79ZM80 83V84H79ZM168 83H172V84H168ZM173 83H174V85H173ZM181 83V84H180ZM185 83V85H183ZM195 83H197V84H195ZM206 83V84H205ZM210 85H209V84ZM217 83H218V85H217ZM224 83V84H223ZM238 83H240V84H238ZM245 83V84H244ZM32 84V85H31ZM159 84H160V86H159ZM166 84V85H165ZM179 84V85H178ZM204 84V85H203ZM220 84V85H219ZM253 84V85H252ZM258 84V85H257ZM28 85V86H27ZM132 85V86H131ZM161 85H162V87H161ZM163 85H164V87H163ZM171 85V86H170ZM175 86V87H173V86ZM181 85H182V87H181ZM201 85V86H200ZM209 85V86H208ZM212 85H214V86H212ZM240 85V86H239ZM244 85V86H243ZM250 85V86H249ZM37 87L38 85H37V83H27V84H24V87H26V88H22L23 90H26V89H32V87ZM51 86H53V85H51ZM171 88H170V87ZM178 86V87H177ZM190 86V87H189ZM208 88H211V87H214V88H212V89H208ZM221 86V87H220ZM225 86V87H224ZM238 86V87H237ZM254 86H256V87H254ZM27 87H30V88H27ZM166 87V88H165ZM168 87V88H167ZM199 88V90H198V88ZM203 87V88H202ZM206 87V88H205ZM217 87V88H216ZM218 87H219V89H218ZM230 87V88H229ZM245 87H246V89H245ZM76 88V89H75ZM159 88H161V89H159ZM172 88H174L175 90H173ZM180 88H182V89H180ZM184 88H185V90H184ZM190 88V89H189ZM220 88H222V89H220ZM242 88H244V91H243V89ZM254 88V89H253ZM257 88V89H256ZM21 89V90H22ZM71 89V90H70ZM131 89V90H130ZM165 89V90H164ZM172 89V90H171ZM197 89V90H196ZM202 89H203V91L204 92H202ZM216 89V90H215ZM230 89H233V90H230ZM256 89V90H255ZM74 90V91H73ZM129 90V91H128ZM181 90V91H180ZM194 90H195V92H194ZM219 90V91H218ZM220 90H221V92H220ZM224 90H225V92H224ZM251 90V91H250ZM33 91L35 92L36 90L35 89H33ZM134 91L136 92V94L134 93ZM140 91H142L143 92V94H142V92H140ZM149 91V92H148ZM161 91V92H160ZM164 91V92H163ZM171 91V92H170ZM172 91H173V93H172ZM175 91V92H174ZM185 91V92H184ZM188 91V92H187ZM191 91V92H190ZM197 91V92H196ZM210 91H212V92H210ZM215 91V92H214ZM228 91V92H227ZM69 92V93H68ZM73 92V93H72ZM125 92V93H124ZM128 92V93H127ZM147 94H146V93ZM178 92H179V94H178ZM190 92V93H189ZM217 92V93H216ZM220 92V93H219ZM254 92H256V93H254ZM258 92V93H257ZM263 92V93H262ZM35 93H43L44 95V97H43V99H44V101H48V98L49 97H47L48 95L45 93V91H40V90H37ZM127 93V94H126ZM132 93H134V94H132ZM138 93H139V96H138ZM156 93V94H155ZM159 95H158V94ZM163 93V94H162ZM168 93H169V95H168ZM181 93V94H180ZM189 93V94H188ZM193 95H192V94ZM198 93H199V95H198ZM202 93V94H201ZM212 93H214V94H212ZM216 93V94H215ZM224 93V94H223ZM227 93V94H226ZM235 93V94H234ZM236 93H237V95H236ZM55 94L56 93H53L52 95H51V97H50V99H49V101L51 102V104L52 105H57L56 103H58L59 102V100H57L56 102L55 101H53V99H55L54 97H55ZM70 96H69V95ZM122 94V95H121ZM155 94V95H154ZM175 94V95H174ZM177 94V95H176ZM183 94V95H182ZM184 94H185V96L187 97H185L184 96ZM187 94H188V96H187ZM195 94V95H194ZM197 94V95H196ZM201 94V95H200ZM205 94V95H204ZM212 94V95H211ZM220 94V95H219ZM221 94H223V95H221ZM244 94V95H243ZM251 94V95H250ZM47 95V96H46ZM73 95V96H72ZM140 95H141V97H140ZM157 95V96H156ZM161 95V96H160ZM167 95H168V97H167ZM174 97H176V98H174ZM179 95H181V97L182 96H184L185 98H181V97H179ZM209 95H211V97L212 96H214L213 98H211V97H207V96ZM216 95H218V96H216ZM228 96V98L230 99H228L226 96ZM229 95H231V96H229ZM247 97H246V96ZM147 96V97H146ZM170 96H172V97H170ZM192 96V97H191ZM196 96H198V97H200V99L198 98V97H196ZM130 97V98H129ZM143 97H146V98H143ZM190 97V98H189ZM203 97V98H202ZM205 97H207V98H205ZM215 97H217V98H215ZM222 97V98H221ZM224 97H226V98H224ZM233 99H232V98ZM242 97V98H241ZM246 99H245V98ZM47 98V99H46ZM120 98V99H119ZM122 98V99H121ZM138 98V99H137ZM140 98V99H139ZM167 98H169V99H167ZM174 98V99H173ZM179 98L180 99H182V100H179ZM191 98H192V101H191ZM226 100V101H219V100H224V99ZM235 98V99H234ZM248 98V99H247ZM148 99V100H147ZM149 99H150V101L152 102V104H151V102H149ZM166 99V100H165ZM173 101H172V100ZM194 99V100H193ZM197 99L198 100H200V101H197ZM207 99V100H206ZM216 99V100H215ZM238 99V100H237ZM244 99V100H243ZM253 99V100H252ZM123 100V101H122ZM146 100V101H145ZM155 100H156V103H155ZM164 100V101H163ZM168 100V102L166 103V101ZM176 100V101H175ZM188 100L190 101V102H188ZM203 102H202V101ZM236 100V101H235ZM241 100V101H240ZM54 103H53V102ZM130 101V102H129ZM141 101V102H140ZM143 101H145V102H143ZM154 101V102H153ZM170 101H172L171 103H170ZM208 101H210V102H208ZM213 101H214V103H213ZM229 103H228V102ZM232 101H233V103H232ZM125 102V103H124ZM138 102V103H137ZM147 102H148V104H147ZM162 102H164V104L162 103ZM174 102V103H173ZM176 102V103H175ZM179 102V103H178ZM186 102L189 104H186ZM195 102V103H194ZM197 102H199V103H197ZM223 102V103H222ZM232 103V105L234 104H236L235 106H236V108H235V106H234V108L232 107L231 109H232V111H228V109H226V108H228V104H230L231 105V103ZM260 102H262L261 104H260ZM67 103V104H68ZM135 105H134V104ZM146 103V104H145ZM158 103V104H157ZM197 103V104H196ZM208 103V104H207ZM221 103V104H220ZM50 106H51V104L50 103H48ZM46 105V106H49V105ZM124 104H126V105H124ZM139 105V107H138V105ZM152 106L153 104H155L154 106H150V105ZM175 104V105H174ZM178 104V105H177ZM182 104L183 105H185V107L184 106H182ZM192 104H194V105H192ZM201 104H202V107H200L201 106ZM204 104V105H203ZM205 104H206V107H203V106H205ZM239 104V105H238ZM71 105H73V103L71 104ZM129 105H131V107L129 106ZM146 105V106H145ZM160 105V108L159 107H156V106H159ZM171 105V106H170ZM197 105H200V106H198L197 108H196V106ZM216 105V106H215ZM261 105H262V107H261ZM54 106V108H53V112L55 113V111H56V107ZM128 106V108L126 109L125 107H127ZM176 106H177V108H176ZM182 106V107H181ZM192 106H194V107H192ZM210 108H209V107ZM221 106V107H220ZM226 106V107H225ZM250 106H251V108H250ZM137 107V108H136ZM150 107L152 108V109H150ZM179 107V108H178ZM187 107V108H186ZM194 108V110L192 109V108ZM217 107V108H216ZM223 107H225V109L223 108ZM239 107V108H238ZM261 107V108H260ZM163 109V111L165 110V108H166V110L163 112L162 110L160 111V109ZM171 108L173 109V108H175V109H173V110H171ZM181 108H182V111H181ZM196 108V109H195ZM203 108V109H202ZM221 108H223L222 110H220ZM36 109H38L37 108V106H36ZM36 109H35V106H32V108H31V110H29L28 112H27V114H30V112L31 113H34V112H36ZM132 109V110H131ZM145 109V108H144ZM179 109V110H178ZM208 111H207V110ZM214 111H213V110ZM237 109V110H236ZM259 109V110H258ZM262 109V111H260ZM39 110V109H38ZM160 111V112H158V111ZM169 110H170V112H169ZM191 110V111H190ZM197 110H198V112H200V113H198L197 112ZM205 110V111H204ZM217 110H219V113H218V111ZM131 111H133V112H131ZM135 111V112H134ZM186 111H188L187 113H185ZM194 111H196V112H194ZM222 111V112H221ZM224 111V112H223ZM248 111V112H247ZM260 112V114H258L259 112ZM42 112V111H41ZM162 112V113H161ZM172 112V113H171ZM179 112V113H178ZM180 112H181V114H180ZM182 112H184V114L182 113ZM190 112H191V114H190ZM194 112V113H193ZM207 112V115L205 114V113ZM210 112V113H209ZM212 112V113H211ZM256 112V113H255ZM258 112V113H257ZM136 113H137V115H136ZM166 113H168V114H166ZM170 113H171V115H173V117L172 116H170ZM204 113V116L203 115H201V114H203ZM211 114L210 116H209V114ZM227 113V114H226ZM232 113V114H231ZM245 113V114H244ZM248 113V114H247ZM250 113V114H249ZM263 113V114H262ZM156 114H158V115H156ZM198 114V115H197ZM226 114V115H225ZM229 114V115H228ZM47 115H48V113H47ZM177 115V117L175 118V116ZM179 115H180V117H179ZM182 115H184L183 117H182ZM192 115H194V117L192 118ZM197 115V116H196ZM206 115V116H205ZM213 115V116H212ZM216 115H217V117H216ZM219 115V116H218ZM256 115H259V116H256ZM170 117V119H167V118H169ZM199 116V117H198ZM201 116V117H200ZM222 116V117H221ZM226 116V117H228V118H224V117ZM234 116H235V118H234ZM260 116H262V117H260ZM132 119H131V118ZM182 117V118H181ZM199 118V122L197 121V120H195L194 118ZM203 117V118H202ZM205 117H207V118H205ZM220 117V118H219ZM230 117V118H229ZM262 118V119H260V118ZM135 118V119H134ZM175 118V119H174ZM177 118H179L178 120H176ZM212 118V119H211ZM133 119H134V121H133ZM184 122V123H182V121ZM194 119V120H193ZM200 119H204L203 120V122H202V125H200L201 124V121L202 120H200ZM206 119V120H205ZM220 119H222V120H220ZM231 119V120H230ZM234 119L236 120V121H234ZM247 120V122H246V120ZM260 121H259V120ZM45 121H46V119H44ZM53 120H54V118H53ZM52 120V121H53ZM137 120V121H136ZM176 120V121H175ZM211 120V121H210ZM213 120H216V121H213ZM228 122H227V121ZM243 120V121H242ZM256 120V121H255ZM132 121V122H131ZM194 121V122H193ZM197 121V122H196ZM207 121V122H206ZM209 121V122H208ZM212 121H213V123H212ZM231 121V122H230ZM242 121V122H241ZM250 121V122H249ZM134 122H137V126L136 127H133V125L135 124ZM179 124H178V123ZM216 122H217V125H216ZM222 122H225V123H223L222 124ZM233 122H234V125L232 126V124H233ZM52 123H54V121L52 122ZM133 125H132V124ZM159 123V122H158ZM181 123H182V125H181ZM198 123H200L199 125H198ZM206 123H207V126H205L206 125ZM230 123V124H229ZM237 123V124H236ZM239 123V124H238ZM243 124V127H242V124ZM255 123V124H254ZM171 124V125H172ZM195 124H196V126H195ZM213 124H215L217 127H219V128H217L215 125H213ZM179 125V126H178ZM193 125V126H192ZM208 125H210V126H208ZM230 125V126H229ZM239 125V126H238ZM52 125H50V127H51ZM135 126V125H134ZM181 126V130L180 131H177V128H178V130H179V127ZM200 128H199V127ZM214 126V127H213ZM221 126V127H220ZM229 127V128H226V129H229V130H226L225 129V127ZM232 126V127H231ZM237 126H238V128H237ZM241 126V127H240ZM203 127V128H202ZM205 127V128H204ZM206 127H207V129H209V130H207L206 129ZM233 127H234V129H233ZM253 127V128H252ZM9 128H11V127H8L7 128V130L9 131L10 129ZM214 128V129H213ZM224 128V129H223ZM237 128V129H236ZM241 128H242V130H241ZM52 129V128H51ZM128 129V127L127 128H125V129H123V130H127ZM200 130V133H198V131ZM206 130L207 131V133H206V131H204V130ZM211 129H213V130H211ZM216 129V130H215ZM239 129V130H238ZM250 129V130H249ZM6 130V131H7ZM43 130V129H42ZM219 130V131H218ZM222 130V131H221ZM225 130V131H224ZM208 131H209V133H210V131H211V133H210V135L208 136ZM220 131L222 132V133H220ZM250 131V132H249ZM180 132V133H179ZM202 132V133H201ZM213 132V133H212ZM226 132V133H225ZM232 134H231V133ZM258 132V131H257ZM1 134H0V142H1V145H0V156H3V157H5L6 155H8V156H10L9 157V159H8V156H6L7 158H6V162H5V164L3 163V165H1V167L3 168H6V169H2V168H0V171L2 172V174H1V172H0V186L2 187L1 189H2V191L3 192H1V193H3V197H2V194L0 193V201H1V203H0V223L1 224H3V223H9V221H7V217L8 216H6V215H12V214H14V212L15 211H17V215L15 214L14 216H16V217H21L22 215H23V209L25 208H22L23 206H17L18 205V201H16V204L17 205H15L14 204V206H12L13 204L12 203H14L15 202V200H14V198H12V197H15V198H18V196L20 195V191H21V189H23L22 191V196L24 195V191H25V187H26V184L25 183H19L22 179L21 178H23V176L26 174V173H24V171H23V169H25V171H26V168H27V166H26V168H25V166H23L24 165V162H25V165H28L29 163H31V164H33V163H35L36 161H37V159L35 160V158L34 157H29V156H31V154H28L29 152H31L32 151V149H28L27 148V146H24L23 145V143H19L18 145H20V144H22L20 147H22L19 151L21 152H17L16 150H14L13 151V153H15V152H17V153H15L16 155H14L13 153H12V151H11V153L9 152V150H8V147L6 148V144H8L7 143V140H9V138L8 137H10V133L9 134H7V136L6 137H4L5 135H2V133H4V132H0ZM6 133V132H5ZM192 133V135H194ZM204 133V134H203ZM215 133H218L217 135H215ZM229 133V134H228ZM234 133V134H233ZM194 135V136H197V135ZM211 134H213V135H211ZM236 134V135H235ZM251 134V135H250ZM207 137V138H205V136ZM218 136V137H215V136ZM243 135V136H242ZM230 136V137H229ZM235 136V137H234ZM19 137H20V140H22V142L24 141V137L22 138L21 136H16V139H19ZM48 137V136H47ZM241 137H242V139H241ZM4 138H6L5 139V142L4 141H2V140H4ZM22 138V139H21ZM174 138H176V140H177V138H178V140L180 141H176ZM197 139H198V137H196ZM20 140H19V142H20ZM207 140H209V139H207ZM206 140V143L208 142ZM16 141H18V140H16ZM3 142V143H2ZM179 142V143H178ZM182 142V143H181ZM183 145H181V144ZM182 147H180L179 145ZM177 145V146H176ZM185 145V146H184ZM2 146L4 147V149L2 148ZM13 146H15V145H13ZM177 147V148H176ZM26 148V149H25ZM180 148V149H179ZM207 148V147H206ZM211 148V147H210ZM9 149H11V148H9ZM23 149V150H22ZM34 149H37L38 150V147H33V152H35V151H37V150H35L34 151ZM175 149H177V150H175ZM3 150H6L7 151V153H6V151H3ZM28 150H30V151H28ZM183 150V151H182ZM187 150H189L188 152H187ZM206 149L204 148V151H205ZM5 152L4 154L5 155H2L3 154V152ZM174 151V152H173ZM182 151V152H181ZM186 151V152H185ZM216 151V152H215ZM23 152V153H22ZM25 152H26V154H25ZM190 152V153H189ZM218 152V153H217ZM11 154V155H9V154ZM183 153V154H182ZM187 153H188V155H187ZM215 153V154H214ZM17 154H20V155H17ZM22 154V155H21ZM175 154V155H174ZM186 154V155H185ZM190 154V155H189ZM192 154H194V155H192ZM214 154V155H213ZM13 155V156H12ZM23 155H26V157L25 156H23ZM178 155V156H177ZM183 156V159H182V156ZM192 155V156H191ZM207 157H206V156ZM12 156V157H11ZM17 158H16V157ZM21 156V157H20ZM28 156V157H27ZM181 156V157H180ZM205 156V157H204ZM3 157H0V158H3ZM174 157V158H173ZM178 157V158H177ZM180 157V158H179ZM209 157V158H208ZM19 158H24L23 160H24V162H23V160L22 159H20L19 160ZM163 158V157H162ZM176 158V159H175ZM14 159H16V160H14ZM202 159V160H203ZM5 160V159H4ZM14 161V162H10V161ZM29 160V161H28ZM163 160V159H162ZM28 161V162H27ZM32 161V162H31ZM163 161H165V162H167L166 160H163ZM12 163V164H10V163ZM192 162V163H191ZM16 165V167L15 166H13L14 164ZM19 163V164H18ZM191 163V164H190ZM198 163V165H196ZM204 163V162H203ZM9 166L10 165V169H9V167L7 166V165ZM17 164H18V166H17ZM23 164V165H22ZM37 164V163H36ZM5 165H6V167H5ZM12 165V166H11ZM180 165V166H179ZM171 166V167H172ZM194 166V167H193ZM195 166H197V167H195ZM8 167V168H7ZM19 167H21L20 169H18ZM23 168V169H22ZM190 168V169H191ZM15 169H17V170H15ZM188 169V168H187ZM194 169V170H195ZM4 172H6L7 171V173L6 174H4L3 173V171ZM6 170V171H5ZM9 170V171H8ZM14 170V171H13ZM146 169L144 168L143 169V171H145ZM17 171V172H16ZM22 172L23 171V173H19V172ZM16 173V175H17V177H15L16 175L14 174V173ZM4 174V175H3ZM9 174V175H8ZM18 174H20V176H22L21 178H20V176L18 175ZM23 174V175H22ZM2 175L5 177H2ZM5 175H7V176H5ZM10 175H12L11 177H10ZM19 176V177H18ZM10 177V178H9ZM136 178V176H132L131 178ZM143 177H145V176H143ZM4 178V179H3ZM7 178V180L5 181V179ZM16 178V179H15ZM10 179V180H9ZM13 179H15V180H13ZM1 181H2V183H1ZM4 181V182H3ZM11 181V182H10ZM10 183H12L11 185H10ZM18 183V184H17ZM8 184H9V187L7 188V186H8ZM22 184V185H21ZM3 185H5V189H4V186ZM7 185V186H6ZM23 186V187H22ZM11 188V189H10ZM14 188V190H12ZM18 190L19 188H21V189H19L18 191H16V189ZM7 189V190H6ZM136 189V188H135ZM9 190L11 191V192H9ZM144 190H147V191H144ZM16 194H15V193ZM19 192V193H18ZM143 192L144 193H142V195L140 196V198H138V197H136L135 199H139V202H140V205L142 204H147V205H151V203H150V201H151V197L149 198V200H147V196H149L148 195V192H149V189H147V187H145V188H143ZM5 195H6V197H5ZM17 195V196H16ZM5 197V198H4ZM146 197V198H145ZM9 198V199H8ZM142 198V199H141ZM145 198V199H144ZM5 199V200H4ZM11 199V200H10ZM13 199V200H12ZM137 199V200H138ZM144 199V200H143ZM141 200V201H140ZM5 201V202H4ZM8 201H10V202H8ZM7 202V203H6ZM119 202H122V201H119ZM11 203V204H10ZM9 204V205H8ZM139 204V203H138ZM3 205V206H2ZM8 205V206H7ZM5 206L6 207H8V208H6L5 209ZM12 206V207H11ZM4 207V209H2ZM16 207V208H15ZM18 207V208H17ZM119 207V206H118ZM10 208V209H9ZM11 208H13V210L11 209ZM7 209L9 210V212L7 211ZM19 209V210H18ZM2 210V211H1ZM6 210V211H5ZM12 210V211H11ZM15 210V211H14ZM18 211L20 212V213H18ZM5 212V213H4ZM7 212V213H6ZM2 214V215H1ZM86 214V213H85ZM5 215V216H4ZM199 215H201V214H199ZM2 216V217H1ZM86 216V215H85ZM84 216V217H85ZM4 217V218H3ZM20 220H21V218H19ZM3 220V221H2ZM22 221V220H21ZM0 224V225H1ZM26 227V229L24 230V231H22L23 233H25V235L24 236H14V237H12L11 235H9V234H7L6 233V230H4L3 228L2 229H0V230H2L1 232H0V244L1 243H3V244H10V245H12L11 247L12 248H14V249H17V248H19V249H17V250H15L14 251V249H11V250H13V252L10 250L9 252H10V255H14L15 257V259H13V260H10V259H6V260H8V261H10L9 263H11V264H19V263H22V264H38V260H35L34 261V256L36 255L37 256V252H32V247H31V245H32V243H33V245H34V250H36V248H37V246H36V242H34V240H33V238H31V237H28L29 235H26V233H28V230H27V228H28V226H25ZM4 230V231H3ZM27 230V231H26ZM3 233V234H2ZM203 233H205V231H203ZM2 236V237H1ZM10 236V237H9ZM5 237H7V239L5 238ZM16 237V238H15ZM11 238H14V239H11ZM20 238V239H19ZM16 239V240H15ZM19 239V240H18ZM27 239V240H26ZM15 240V241H14ZM29 240V241H28ZM32 240V241H31ZM131 240V239H130ZM11 241H13V242H11ZM26 241H28V242H26ZM257 241V240H256ZM256 241H255V245H256ZM29 242H30V244H29ZM131 242V241H130ZM130 242H129V246H131V244H130ZM259 242V241H258ZM16 243V244H15ZM264 243H262L261 245H263ZM257 245H258V243H257ZM256 245V248H249V249H247L244 253L241 251H239L237 248H236V246L235 245H230V244H228L227 245V247H226V252L225 253H222L223 252V246H221L220 247V249H222V251H221V253H222V256H223V258L221 257V259H219L220 260V263L221 264H231L232 262H234V263H232V264H240L239 262H241V264H250L251 262H253V263H255V264H264V262L262 263V261H264V251H263V248L261 249L259 246H257ZM260 245V244H259ZM20 246H21V248H24V246H26L25 248L27 249H21L20 248ZM134 246V245H133ZM131 247V249H130V252H129V254H131V252L133 251V252H136L135 250H136V248L135 247ZM191 246H192V244H191ZM226 246V245H225ZM230 246H232L231 248H230ZM27 247H29L30 248V250H29V248H27ZM233 248V249H232ZM21 249V250H20ZM237 249V250H236ZM253 249V250H252ZM25 250V251H24ZM118 252H119V254H121L122 255V257H123V255H125L126 253H125V250L123 251V249L122 248H119V247H117V249H116ZM189 250H193V248L191 247ZM252 250V251H251ZM259 250V252H257ZM22 251V252H21ZM229 251V252H228ZM231 251V252H230ZM238 251V252H237ZM256 251V252H255ZM261 251V252H260ZM15 252V253H14ZM199 251L197 250V252L194 254H192V252L189 254L190 256H192L193 255V258L191 257L190 258V263L189 264H192V259L193 260H196V264H205L204 262H201L200 263V261H199V253H198ZM234 252V253H233ZM250 252H251V254H250ZM14 253V254H13ZM29 253V254H28ZM34 253H36L35 255H34ZM230 253V254H229ZM233 253V254H232ZM240 255H239V254ZM241 253H242V256H241ZM25 254V255H24ZM248 254V255H247ZM253 254V255H252ZM257 254V255H256ZM2 254H0V256H1ZM9 254L6 256L7 258H9V257H11ZM19 255V256H18ZM28 257H27V256ZM32 255H33V257H32ZM227 255H229V256H227ZM232 255V256H231ZM234 255V256H233ZM244 255V256H243ZM255 255V256H254ZM260 255V256H259ZM23 256H25L24 258H22ZM138 256H139V258H140V260L142 259V256L140 255V254H138ZM252 256V257H251ZM32 257V258H31ZM240 257V258H239ZM255 257V258H254ZM258 257V258H257ZM18 258V259H17ZM30 258V259H29ZM230 258V259H229ZM22 259H23V261H22ZM24 259H25V262H24ZM27 259V260H26ZM29 259V260H28ZM229 259V260H228ZM239 259V260H238ZM263 259V260H262ZM17 260H19V261H17ZM222 260V261H221ZM230 260H231V262H230ZM249 260H251V261H249ZM260 260V261H259ZM22 261V262H21ZM26 261H28V262H26ZM39 261H41V263H43L42 262V260H40L39 259ZM144 261V262H143ZM199 261V262H198ZM229 261V262H228ZM238 261V262H237ZM17 262H19V263H17ZM32 262V263H31ZM226 262V263H225ZM261 262V263H260ZM40 263V264H41ZM141 263L142 264H145V260L144 259H142L141 260ZM4 264V263H3ZM48 264H50V263H48ZM52 264V263H51ZM129 264H132V263H129ZM146 264H148L147 262H146ZM194 264V263H193ZM252 264V263H251Z\"/></svg>","mask_w":264,"mask_h":264}]
</instances>
